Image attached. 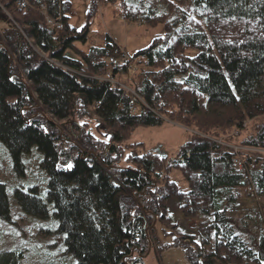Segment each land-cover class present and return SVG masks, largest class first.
I'll return each mask as SVG.
<instances>
[{"label":"trees","instance_id":"obj_1","mask_svg":"<svg viewBox=\"0 0 264 264\" xmlns=\"http://www.w3.org/2000/svg\"><path fill=\"white\" fill-rule=\"evenodd\" d=\"M26 1L19 8L16 0H0L11 22L0 33V141L18 171L23 153L36 146L48 183L45 199L37 188L16 190L19 207L47 217L52 204L57 232L65 234L76 264H144L148 226L166 219L167 202L175 199L184 219H198L182 236L184 246L195 244L186 250L190 264H264V237L248 244L226 209L239 196L233 189L245 183L227 146L236 141L257 150L241 154L257 163L253 196L264 197V0H92L80 30L69 24L66 0L61 7L53 0ZM97 1L119 3L132 23L164 27V35L133 55L142 66L131 78L134 93L105 79L128 74L132 63L108 62L109 36L104 46L81 51L80 59L66 54L87 41ZM40 3L55 17L61 9V32L45 24ZM92 116L110 135L102 150L85 129ZM71 117V127L81 132L67 127L64 133L76 134L77 143H64L56 124ZM165 118L193 129L176 157L135 152L131 165L115 164L118 143L131 130L161 126ZM248 120L250 133L225 137L227 127L241 133ZM172 170L181 172L184 190L170 180ZM0 219H10L1 182ZM23 255L0 250V264H20Z\"/></svg>","mask_w":264,"mask_h":264},{"label":"rangeland","instance_id":"obj_2","mask_svg":"<svg viewBox=\"0 0 264 264\" xmlns=\"http://www.w3.org/2000/svg\"><path fill=\"white\" fill-rule=\"evenodd\" d=\"M67 2L70 8L68 12L69 24L80 30L89 19L92 0H67ZM97 4L96 12L89 21L87 41L85 43L76 42L72 49L67 50L66 54L80 59L81 51L87 52L92 46H104L107 36L115 39L117 44L110 38L112 46H117L125 52L132 63L128 74L113 78V81L115 86H121L130 93H134L131 78L133 74L136 75L139 72L142 66L138 64L139 58H135L133 55L138 50L146 48L155 37L164 35V27L161 23L144 26L141 25L142 21L135 24L128 20V17L122 20V9H120L119 3L114 5L105 1H97ZM6 16H8L6 10L0 6V33L11 26V22ZM220 112L224 114V111ZM221 113L216 115L221 117ZM94 118L87 121L89 124L85 129L91 132L94 141L99 145L98 148L102 150L104 145L111 142L110 135L105 130L98 129L97 119ZM209 119H214V117L209 116ZM74 120L71 117V120L56 124L62 133L60 136L64 143L71 139L77 143L73 135L77 136L76 134H80L81 131L71 127L75 123ZM77 120L81 124L86 122V120L78 118ZM251 124H253L252 120L245 122V129L241 133L236 126H229L226 128L228 132L225 137L228 138L232 135L235 140H238L244 136V133H250ZM67 127H71V130L74 129L76 134L69 133L67 135L64 133ZM191 131L193 129L166 118L164 123L158 127H137L118 143L120 158L116 156L117 154L112 157L117 166L131 165L129 158L135 152L141 154L145 151H152L172 159L177 156L179 147L189 139ZM66 136H69V139ZM227 146L233 151L245 149L239 146L237 141L227 144ZM259 152H264V150ZM252 156L254 157L256 154ZM42 159L41 152L36 146H33L29 152L23 153L21 157L23 167L18 171L14 167L7 147L0 141V182L5 185L10 209V219H0V250H22L24 255L20 264H76L74 256L66 250L65 234L57 232L58 221L54 216L52 204L47 203V217H38L24 212L15 198L16 190L28 193L33 188H37L40 197L46 196L48 176L42 168ZM169 178L181 190L186 188V182L179 170H172L169 173ZM232 192L239 196L235 202L227 204V215L232 218L238 235L248 244H256L264 237V197L245 194L241 187L234 188ZM138 203L142 205L140 201ZM179 206L175 199H170L166 205L168 217L164 220L160 219L158 222L152 220L148 226L150 236L146 247L147 251L142 256L144 264H190L186 257V250L188 246L195 244L189 243L184 246L182 236L194 230L198 219H184Z\"/></svg>","mask_w":264,"mask_h":264},{"label":"built area","instance_id":"obj_3","mask_svg":"<svg viewBox=\"0 0 264 264\" xmlns=\"http://www.w3.org/2000/svg\"><path fill=\"white\" fill-rule=\"evenodd\" d=\"M64 0H53L52 4H57L61 7L62 2ZM25 4H27L26 0H16V5L19 8H22ZM121 11V19H127L125 12L123 11V6H120ZM39 11L43 15L44 22L47 26L54 28L57 32H61L64 28V23L62 21V13L61 9L57 17L50 15L48 12V5L46 3H40ZM129 60L128 56L125 52L121 51L120 48L117 46H113L110 50V54L108 56V62L115 65L125 64ZM107 81H109L113 87H115V83L113 81V76L108 73L105 77ZM130 109H134V104H130ZM233 149V148H232ZM241 151H249V152H257V150L245 148L243 150L233 151L232 157V166L233 170L236 174L240 175L243 179L244 185L243 189L244 192L248 195H254L255 189L254 186L251 184V173L257 170L258 165L255 161L249 160L247 156H243Z\"/></svg>","mask_w":264,"mask_h":264},{"label":"crops","instance_id":"obj_4","mask_svg":"<svg viewBox=\"0 0 264 264\" xmlns=\"http://www.w3.org/2000/svg\"><path fill=\"white\" fill-rule=\"evenodd\" d=\"M67 1V0H66ZM111 38V37H110ZM112 39V38H111ZM116 44H117V42L115 41V39H112Z\"/></svg>","mask_w":264,"mask_h":264},{"label":"snow or ice","instance_id":"obj_5","mask_svg":"<svg viewBox=\"0 0 264 264\" xmlns=\"http://www.w3.org/2000/svg\"><path fill=\"white\" fill-rule=\"evenodd\" d=\"M68 167H71V165H68ZM197 243H199V241H197Z\"/></svg>","mask_w":264,"mask_h":264}]
</instances>
